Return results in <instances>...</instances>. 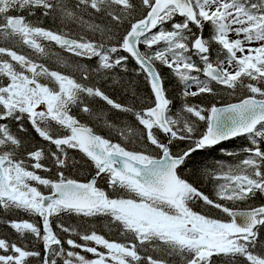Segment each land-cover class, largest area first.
<instances>
[{
	"label": "snow or ice",
	"instance_id": "snow-or-ice-1",
	"mask_svg": "<svg viewBox=\"0 0 264 264\" xmlns=\"http://www.w3.org/2000/svg\"><path fill=\"white\" fill-rule=\"evenodd\" d=\"M0 216V264H264V0H0Z\"/></svg>",
	"mask_w": 264,
	"mask_h": 264
},
{
	"label": "trees",
	"instance_id": "trees-1",
	"mask_svg": "<svg viewBox=\"0 0 264 264\" xmlns=\"http://www.w3.org/2000/svg\"><path fill=\"white\" fill-rule=\"evenodd\" d=\"M45 26L50 27L52 25L49 22V24H46ZM207 34L208 33L206 30L205 36H207ZM140 47H141V50L143 51V46L141 45ZM56 51H59V49H56ZM121 54L127 55L126 53H121ZM64 55L68 56L67 53H64ZM88 63H94V62H88ZM48 66L52 67V68H57V66L55 64H51V63H49ZM136 67L137 66L135 65L133 60L131 58H129L128 63H127L128 71L122 72V71H120V69H116V70H114L113 75L116 76L117 79H121L123 82L130 83L131 86L136 90L138 96L147 97L150 95V91L146 85V81H145L144 77L142 75L139 77L136 76V74H135ZM158 69L161 71V74L164 78L165 87L168 90L169 98L174 102V105L176 106V108H178L180 103H181V100H180V96H179L180 88L178 86L176 79L171 75L170 71L168 69L164 68L162 65H158ZM57 70L64 71L63 68H58ZM103 88L106 91V93L108 95H110L113 99H115L117 102H120L123 104H129V105L133 103V101L131 99V93L130 92L126 93L124 91V89H122L121 87H119L117 85H113L110 80L103 82ZM203 102L205 104H207V103L214 102V100L212 97H205V98H203ZM97 106H103L104 108H107L106 105H103V102H99V105H94V107H97ZM135 106L137 108L141 107L140 102L136 101ZM73 113L78 114L82 120H86V118L82 114H79L76 109L73 110ZM119 115L124 116V114H119ZM111 118L116 120V122H119V120H117L115 114H113L111 116ZM126 120L128 123H134V118L131 116H127ZM89 123H91V122H89ZM12 126H13V131H16L15 124H13ZM92 126L95 128V130L99 134L104 135L105 137L111 138L114 141L119 140V138L115 134L110 133L107 128L100 127V126H97L95 124H92ZM38 139L39 138H37V141H38ZM247 143H248L247 140L245 138L241 137V138H237L235 141L228 142L227 147L231 151H236V150H239L242 146L247 145ZM175 150L176 149L174 148V151ZM70 154L75 156L77 159L80 158L78 153H70ZM218 154L219 153H217V152L212 153V155H218ZM225 159L231 160L234 158L225 157ZM92 174H94L93 170H91L87 166H83V167L78 166V168L76 170H73L70 173V175H72L74 178H76L78 180H82V181H86L87 179H89ZM44 175H46V174H44ZM98 183L100 184L101 187L106 188V185L102 181H99ZM202 190L205 191L207 194H211V185H204ZM256 203L258 204V203H260V201L258 200V201H256ZM12 218H15V217H12ZM3 219H4V217L0 216V221H2ZM65 223L66 224H68V223L75 224V223H77V218H75V217L67 218L66 217ZM0 235L9 236V238H13V239L15 238L14 234L10 235V232L7 229V226L3 225V224H0ZM109 238L110 239H116L117 236L115 234H113Z\"/></svg>",
	"mask_w": 264,
	"mask_h": 264
},
{
	"label": "water",
	"instance_id": "water-1",
	"mask_svg": "<svg viewBox=\"0 0 264 264\" xmlns=\"http://www.w3.org/2000/svg\"><path fill=\"white\" fill-rule=\"evenodd\" d=\"M135 62V61H134ZM91 178V177H90Z\"/></svg>",
	"mask_w": 264,
	"mask_h": 264
}]
</instances>
